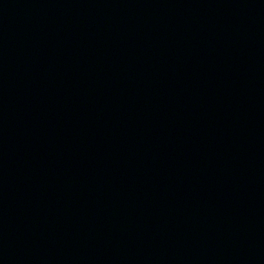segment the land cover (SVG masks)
Segmentation results:
<instances>
[{
  "label": "water",
  "instance_id": "obj_1",
  "mask_svg": "<svg viewBox=\"0 0 264 264\" xmlns=\"http://www.w3.org/2000/svg\"><path fill=\"white\" fill-rule=\"evenodd\" d=\"M0 264H264V0H0Z\"/></svg>",
  "mask_w": 264,
  "mask_h": 264
}]
</instances>
